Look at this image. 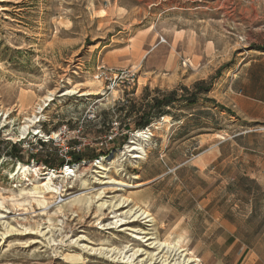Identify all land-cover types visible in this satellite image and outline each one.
<instances>
[{"label": "rangeland", "instance_id": "obj_1", "mask_svg": "<svg viewBox=\"0 0 264 264\" xmlns=\"http://www.w3.org/2000/svg\"><path fill=\"white\" fill-rule=\"evenodd\" d=\"M249 64L264 0H0V264H264V125L220 108Z\"/></svg>", "mask_w": 264, "mask_h": 264}, {"label": "crops", "instance_id": "obj_2", "mask_svg": "<svg viewBox=\"0 0 264 264\" xmlns=\"http://www.w3.org/2000/svg\"><path fill=\"white\" fill-rule=\"evenodd\" d=\"M255 66L246 65L238 72L224 94L223 104L236 119L264 125V74Z\"/></svg>", "mask_w": 264, "mask_h": 264}, {"label": "trees", "instance_id": "obj_3", "mask_svg": "<svg viewBox=\"0 0 264 264\" xmlns=\"http://www.w3.org/2000/svg\"><path fill=\"white\" fill-rule=\"evenodd\" d=\"M197 86L199 87L201 85L198 84ZM205 91L207 92L208 90H205ZM176 97H177V92L173 91L168 96H166L164 98H156L153 101V106L151 107L150 111L145 113L142 117V119H144V126L148 127L151 124L152 118H154V117H164L166 115L165 108L173 105L177 101ZM191 103H195V102L191 101ZM220 108L223 111L231 113V111L229 109H226L225 107L220 106ZM14 148L15 147L13 146L12 149H14ZM48 166L50 167L51 164L48 163Z\"/></svg>", "mask_w": 264, "mask_h": 264}, {"label": "bare ground", "instance_id": "obj_4", "mask_svg": "<svg viewBox=\"0 0 264 264\" xmlns=\"http://www.w3.org/2000/svg\"><path fill=\"white\" fill-rule=\"evenodd\" d=\"M69 92V91H68ZM71 93V95L72 94H75V93H77V92H70ZM70 95V94H69ZM50 99V98H49ZM48 99V100H49ZM29 128V127H28ZM146 134V133H145ZM136 150V149H135ZM141 158V157H140ZM69 173H73V171H70V167L68 168V170H67ZM37 174L38 175V170L37 169H35L34 167H31L30 165H25V166H20L19 168H18V171H17V174H16V176L17 175H19V174H22L23 176H25L26 178L28 177V175H30V174ZM68 173V174H69ZM48 176H49V178H48ZM51 176V177H50ZM38 177V176H37ZM40 177V176H39ZM47 178H45V181H46V184L44 185L46 188H47V192H48V194H50V193H52L51 192V187H53L54 186V182H55V180L57 179V177L55 176V177H53V174H51V175H47L46 176ZM84 198H80V199H77V200H75L74 202H73V204H83L84 203ZM46 203V197H43V203ZM136 215V214H135ZM146 215V218H148L149 217V214H147L146 212H142V213H140V216L138 215L137 217H143V216H145ZM134 221H136V220H134ZM129 231H132L133 233H136L137 234V230H135V229H130ZM138 236V235H137ZM136 239H139V238H136ZM152 238H149L148 240H147V242L148 241H150ZM169 247V246H168ZM175 248H176V246H175ZM162 258V257H161ZM157 260V259H156ZM159 261V260H158ZM167 262V261H166ZM188 262V261H187ZM192 261H190V263H191ZM158 264V263H157ZM161 264V263H160ZM163 264H165V262L163 263ZM178 264V263H177ZM181 264V263H180Z\"/></svg>", "mask_w": 264, "mask_h": 264}]
</instances>
